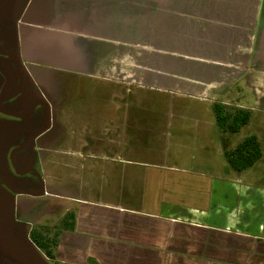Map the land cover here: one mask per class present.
<instances>
[{
	"label": "crops",
	"instance_id": "obj_1",
	"mask_svg": "<svg viewBox=\"0 0 264 264\" xmlns=\"http://www.w3.org/2000/svg\"><path fill=\"white\" fill-rule=\"evenodd\" d=\"M24 2L20 59L33 72L47 69L52 52L64 56L62 67L83 76L96 95V103L63 101L88 133L64 148L75 160L59 161L56 179L50 150L41 148L47 193L38 220L55 222L53 262L264 264V0ZM16 6L13 0L2 21ZM142 13L144 25L137 23ZM117 78L128 82L124 102L100 83ZM239 83L253 93L251 107L235 103ZM147 92L171 102L143 103ZM215 103L250 111L249 125L222 133ZM146 111L166 121L147 125ZM65 132L67 144L72 135ZM250 136L263 157L237 172L225 153ZM25 211L36 216L32 206Z\"/></svg>",
	"mask_w": 264,
	"mask_h": 264
},
{
	"label": "rangeland",
	"instance_id": "obj_2",
	"mask_svg": "<svg viewBox=\"0 0 264 264\" xmlns=\"http://www.w3.org/2000/svg\"><path fill=\"white\" fill-rule=\"evenodd\" d=\"M2 1V0H1ZM17 7L13 9L11 15L8 16L7 19L9 20H16V17L19 15L21 8L23 7V0H17ZM129 10L125 9L122 11L123 13H127ZM139 13V12H138ZM106 22H110L112 20L109 13L105 15ZM8 20V21H9ZM126 23L123 17L116 18V23ZM147 22V17L142 13L139 14L137 17V23L145 24ZM11 23H5L3 26L0 27V44H13L16 42L18 45V34L17 30L11 27ZM156 35V34H155ZM16 40V41H15ZM16 45V46H17ZM78 49L79 47H73V49ZM135 49L137 53L141 54H149L151 51H155V48L151 47H136L132 48ZM89 52L91 50L90 47L87 49ZM140 51V52H139ZM18 54V53H17ZM98 55L99 53H95L94 55ZM51 55V56H50ZM50 55L45 54L44 57L48 58L51 57L50 63L45 68L47 69H39L33 68L34 77L37 79V86L38 89H34L32 87H28L26 89V96L30 95L31 92L36 90V94L43 99H48L52 102L51 107V121L49 122L50 126L48 131L44 135H42L39 139L33 140L30 143V148L27 151L32 150L35 153L39 150L40 156L43 157L44 153L42 152L41 148L43 146L47 147L50 150V170L53 173V177L57 178V163L61 162H72L75 160L73 153L68 150V154H61L64 151V148L67 147H77L81 141L77 140L79 138L80 133L82 134L84 131L87 132V129H84V124L82 126L81 121L82 119H77V109L72 107L69 112H67L65 106L63 105V101L68 104L77 105L79 102L85 103H94L95 94L91 92L90 86L88 81H84V77L80 75H76L73 69H65L62 65H66L64 56H59L58 54L52 52ZM0 88L2 83H4L5 79L9 80L10 77H14L13 74L10 72L8 73V68L6 65L14 67L13 59L7 56L6 54H0ZM74 64V63H73ZM30 70V68H29ZM31 71V70H30ZM40 71V73H39ZM16 73V72H15ZM7 76V77H6ZM17 77V75H16ZM48 77V78H47ZM40 78H42L40 80ZM14 79V78H13ZM15 80V79H14ZM114 81H100L97 80V84L100 81L102 84L112 85L117 90V100L118 101H126L125 96L123 97V93L125 88H129L128 82L123 79L117 78L113 79ZM106 82V83H105ZM90 83V81H89ZM131 87V86H130ZM237 89L236 92V102L235 103H244V105L251 107L253 105V93L246 89L244 84L239 83L235 85ZM246 89V90H245ZM141 90V89H140ZM137 89H135V94L133 95L134 98L141 100L143 98L142 90L137 93ZM95 95V96H94ZM144 102L143 103H150L155 105L158 108H164L168 106L169 98L168 95L160 94L158 92H147L144 95ZM171 102V101H170ZM96 103V102H95ZM51 104V103H50ZM228 109H236L235 107L228 106ZM143 121L145 124H152L157 123V125H163L166 121L165 116L162 113H152L146 111L141 114ZM89 118V117H88ZM12 120V119H11ZM91 120V119H90ZM45 121V113L43 107H38L35 110L34 114V121L32 127H29L28 132L35 129L37 131L42 127L43 122ZM107 121V120H106ZM12 124L15 125V128L12 130L10 134V140H5L4 137H0V145H4L5 142H9L10 147L17 146L28 133H23L21 130V122H17L16 120L11 121ZM17 126V127H16ZM3 126L0 127V129ZM249 128V127H248ZM37 129V130H36ZM247 130V129H245ZM249 130V129H248ZM68 131L71 133L70 139L67 141L66 144V132ZM88 133V132H87ZM77 134V136H76ZM245 134V131L244 133ZM72 138V139H71ZM145 138H148L145 135ZM149 139V138H148ZM149 141V140H148ZM38 148V150H34ZM38 151V152H39ZM9 153L4 152L3 157L8 158ZM7 161V160H6ZM11 170V169H10ZM8 168L5 169L3 174L7 177H10L12 174V170L10 171ZM71 173V172H69ZM35 201V202H34ZM28 206H34L33 208L36 211L35 217H29L26 214L25 208ZM55 208V205L53 206ZM18 208V212L16 213L15 209ZM40 201L36 202L34 199H30L28 196H20L15 198V195L6 190L3 186L0 185V229L3 233L5 239L20 253H33L34 255L38 256L39 258L45 260L48 264H53L51 260L45 255V252L40 250L33 238L38 241H43L48 239L50 244L55 243L57 233H56V225L55 222L47 227L40 225V220H38V216L41 212ZM61 210L59 211V213ZM68 217L66 218V222L68 221ZM65 222V221H64ZM29 223L31 225H29ZM53 247V246H52ZM0 264H15L13 261L7 260L5 258L0 257Z\"/></svg>",
	"mask_w": 264,
	"mask_h": 264
},
{
	"label": "flooded vegetation",
	"instance_id": "obj_3",
	"mask_svg": "<svg viewBox=\"0 0 264 264\" xmlns=\"http://www.w3.org/2000/svg\"><path fill=\"white\" fill-rule=\"evenodd\" d=\"M24 3L25 2L23 0V7L21 8L19 15L16 17V20L6 19L0 22V27L3 26L5 23H11L12 25L11 27L17 30L18 39L20 34L19 27H21V16L23 14ZM3 7L5 6L0 5V9H3ZM16 45H17L16 42L9 45L3 43L0 44V46L11 49L16 53H18L17 52L18 45L17 46ZM12 59L14 62L13 64L14 67L6 65L8 67L6 69L8 73L10 74L11 72L14 77H10L9 80H6L7 79L6 78L0 88V127L3 126L0 129V137H4L5 140L7 139L10 140V134L12 133V130L15 128V125L12 124L11 122L12 120L21 122L20 124L21 130L23 133H26L28 132L29 127H32L33 125L35 110L38 107L44 108L45 121L43 122L42 127L45 125L47 119L46 105L49 106L51 113V107H50L51 102L48 99H43L42 97H39L36 94V90L38 89L37 79H36L37 77L36 78L34 77L33 72L29 70V67L25 65V63L20 59V57H19V64L17 63L16 59L14 58ZM0 61L3 62V60ZM29 86L36 90L34 92H31L30 95L26 96V92H27L26 89ZM34 132H36L35 129L28 132L25 135L24 139L17 146L10 147L9 142L8 143L5 142L4 145H0V185L6 188V190L11 192L12 194H14L15 198H18L20 196H28L30 199H34L36 200V202H39L41 198L44 197L47 193V187L45 184L46 176L42 164L43 157L40 156V151L36 147L34 150L36 151L38 150L39 152L37 151L35 153V151L32 150L33 148L27 151V149L30 148L29 147L30 143L33 140L30 143H28V145L24 148V150H22L19 153L15 152L20 148L24 140H26ZM45 133L46 131L42 135H44ZM40 137H38L37 139H39ZM4 152L9 153L8 158L3 157ZM7 168L9 170L10 169L12 170V174L10 177H7L3 174V172ZM13 189L15 191L32 192L34 195L18 194L15 193ZM17 209L18 208L15 209L16 213L19 210Z\"/></svg>",
	"mask_w": 264,
	"mask_h": 264
},
{
	"label": "trees",
	"instance_id": "obj_4",
	"mask_svg": "<svg viewBox=\"0 0 264 264\" xmlns=\"http://www.w3.org/2000/svg\"><path fill=\"white\" fill-rule=\"evenodd\" d=\"M214 114L218 123V127L222 133L235 134L242 127L249 125L252 115L250 111L244 109H228V106L222 103H215ZM229 166L237 171L244 172L255 165L263 157L261 144L256 136H250L240 143L235 149L225 153ZM37 247L45 252V255L55 261V248L57 243L50 244L48 239L38 241L33 238ZM53 246V247H52ZM53 264H60L54 263Z\"/></svg>",
	"mask_w": 264,
	"mask_h": 264
},
{
	"label": "water",
	"instance_id": "obj_5",
	"mask_svg": "<svg viewBox=\"0 0 264 264\" xmlns=\"http://www.w3.org/2000/svg\"><path fill=\"white\" fill-rule=\"evenodd\" d=\"M12 1L13 0H7L6 6L3 7V9H0V18L2 16L1 14H3V11L8 10V12H9V7L11 8ZM0 54H6V55L16 59L17 63L19 64V56L15 51L0 46ZM46 107H47V119H46L45 125L41 129H39L38 131L34 132L26 140H24V142L22 143L20 148L17 151H15L16 153H19L22 150H24V148L28 145V143H30L34 139L36 140L45 131L48 130V128L50 126L49 122L51 121V113H50L49 106L46 105ZM13 191L15 193H18V194L34 195L32 192L15 191L14 189H13ZM0 255L3 256L2 258L13 261V263H15V264H48L45 260L39 258L38 256L34 255L33 253H20L17 250H15L14 247L3 236L1 229H0Z\"/></svg>",
	"mask_w": 264,
	"mask_h": 264
},
{
	"label": "bare ground",
	"instance_id": "obj_6",
	"mask_svg": "<svg viewBox=\"0 0 264 264\" xmlns=\"http://www.w3.org/2000/svg\"><path fill=\"white\" fill-rule=\"evenodd\" d=\"M0 3H1V5H2L3 2H0ZM12 3H13V1H12ZM12 3H11V5H12ZM1 15H2V16H1V18H0V22L3 20V17H4L3 14H1ZM0 257H3V256L0 255Z\"/></svg>",
	"mask_w": 264,
	"mask_h": 264
}]
</instances>
